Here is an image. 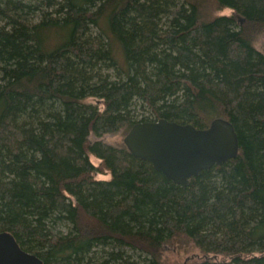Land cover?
Segmentation results:
<instances>
[{
    "label": "trees",
    "instance_id": "trees-1",
    "mask_svg": "<svg viewBox=\"0 0 264 264\" xmlns=\"http://www.w3.org/2000/svg\"><path fill=\"white\" fill-rule=\"evenodd\" d=\"M262 30L264 0H0V231L43 264H162L181 236L264 264ZM216 117L238 154L186 186L103 140Z\"/></svg>",
    "mask_w": 264,
    "mask_h": 264
},
{
    "label": "water",
    "instance_id": "water-1",
    "mask_svg": "<svg viewBox=\"0 0 264 264\" xmlns=\"http://www.w3.org/2000/svg\"><path fill=\"white\" fill-rule=\"evenodd\" d=\"M123 142L131 154L147 160L172 182L186 186L201 170L221 165L238 154V137L232 123L216 117L205 128L165 118L137 122ZM0 264H43L23 250L14 236L0 231Z\"/></svg>",
    "mask_w": 264,
    "mask_h": 264
},
{
    "label": "rangeland",
    "instance_id": "rangeland-1",
    "mask_svg": "<svg viewBox=\"0 0 264 264\" xmlns=\"http://www.w3.org/2000/svg\"><path fill=\"white\" fill-rule=\"evenodd\" d=\"M210 8H207L205 12H210ZM218 13L220 14H230V9H223L220 10ZM253 45L259 49L260 51L264 52V30L260 31L254 38H253ZM114 54L115 57L120 65L125 67L124 59L122 51L119 45L115 42L114 46ZM125 134L122 131H118L114 134H106L103 136V140L107 143L112 145L118 146L123 144V138ZM94 135L91 133L89 135V139H94ZM91 160L94 164L98 163V160L94 157H91ZM97 178L108 179L110 177L109 173L102 174L98 173ZM196 254L199 253V249L195 247L190 239H187L183 236L179 238H174L168 241L163 249L162 253V264H183L187 258L189 261L187 264H192L194 261L197 260Z\"/></svg>",
    "mask_w": 264,
    "mask_h": 264
},
{
    "label": "bare ground",
    "instance_id": "bare-ground-1",
    "mask_svg": "<svg viewBox=\"0 0 264 264\" xmlns=\"http://www.w3.org/2000/svg\"><path fill=\"white\" fill-rule=\"evenodd\" d=\"M205 6V5H204ZM42 13V12H41ZM50 25V24H49ZM59 25V24H58ZM107 42V41H106Z\"/></svg>",
    "mask_w": 264,
    "mask_h": 264
}]
</instances>
